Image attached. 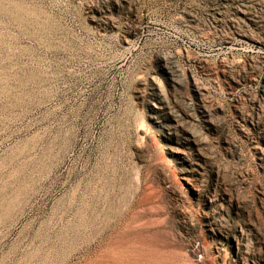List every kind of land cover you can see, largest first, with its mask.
<instances>
[{"label": "rangeland", "instance_id": "obj_1", "mask_svg": "<svg viewBox=\"0 0 264 264\" xmlns=\"http://www.w3.org/2000/svg\"><path fill=\"white\" fill-rule=\"evenodd\" d=\"M0 264H264V0H0Z\"/></svg>", "mask_w": 264, "mask_h": 264}]
</instances>
